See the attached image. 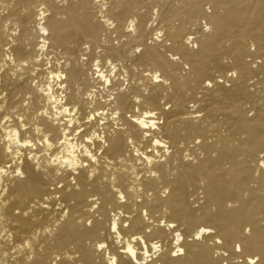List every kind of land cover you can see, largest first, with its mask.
<instances>
[{
	"label": "bare ground",
	"instance_id": "bare-ground-1",
	"mask_svg": "<svg viewBox=\"0 0 264 264\" xmlns=\"http://www.w3.org/2000/svg\"><path fill=\"white\" fill-rule=\"evenodd\" d=\"M112 259L264 264V0H0V264Z\"/></svg>",
	"mask_w": 264,
	"mask_h": 264
},
{
	"label": "snow or ice",
	"instance_id": "snow-or-ice-1",
	"mask_svg": "<svg viewBox=\"0 0 264 264\" xmlns=\"http://www.w3.org/2000/svg\"><path fill=\"white\" fill-rule=\"evenodd\" d=\"M97 71H99V70L97 69ZM90 119H91V117H90ZM138 123L143 124V121H138ZM144 126L147 127V125H144ZM153 127H155V125H153ZM17 135H19V134H17ZM16 142L19 143V139H17ZM157 143H159V141H157ZM27 146H30V145H27ZM11 150L12 149L9 148V151H11ZM17 174H19V173H17ZM115 230H116V227H115V225H113V231H115ZM204 230L205 229H203V228L200 229L201 232H203ZM100 247H101V249H103L105 247V245L101 244ZM239 250H240L239 246H237V251H239ZM127 252L131 255L132 259L135 260L136 254H135V252L133 251V249L131 247L127 248ZM111 264H116L115 259L111 260ZM249 264H256V261L255 260H251V261H249Z\"/></svg>",
	"mask_w": 264,
	"mask_h": 264
},
{
	"label": "rangeland",
	"instance_id": "rangeland-1",
	"mask_svg": "<svg viewBox=\"0 0 264 264\" xmlns=\"http://www.w3.org/2000/svg\"><path fill=\"white\" fill-rule=\"evenodd\" d=\"M209 11V10H208Z\"/></svg>",
	"mask_w": 264,
	"mask_h": 264
}]
</instances>
